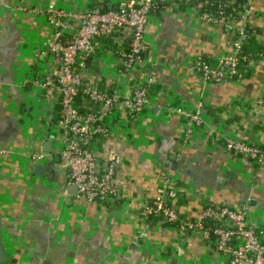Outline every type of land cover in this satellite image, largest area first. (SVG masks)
<instances>
[{"label": "crops", "instance_id": "crops-1", "mask_svg": "<svg viewBox=\"0 0 264 264\" xmlns=\"http://www.w3.org/2000/svg\"><path fill=\"white\" fill-rule=\"evenodd\" d=\"M88 2L0 0V210L8 259L19 253V264H226L224 259L214 261L213 251L199 235H179L166 225H153L141 235L135 223L140 200L160 191L161 170L216 204L243 206L250 201L254 216L264 223V165L224 150L230 137L251 144L264 142V109L249 110L264 97V60L255 62L249 80L205 83L191 66L203 59L217 64L229 54V33L195 26L182 12L151 18L146 42L154 62L133 75L155 79L158 92L142 120L107 145L109 152L123 159L119 169L123 198L112 207L89 204L70 194L69 173L54 152L48 163L27 158L33 151L43 152L46 137L52 136L45 127L55 118L54 108L41 100L34 86L41 79L38 69L47 66L45 58L39 67L35 64L38 48L50 36L42 12L49 3L79 11ZM256 8L252 22L261 31L256 36L258 44L264 46V26L260 25L264 5ZM114 51L106 43L88 61L104 80L102 89L115 81L119 69ZM124 93L129 95V88ZM202 101L206 109L211 108V113L205 111L206 121L219 132L215 141H209L204 127L187 138L179 115L164 112L169 105L192 111ZM212 109L222 111L212 114ZM35 121L42 125V136ZM39 164L43 170L37 174ZM177 206L191 220L201 211L195 200H183ZM136 236L139 242H134Z\"/></svg>", "mask_w": 264, "mask_h": 264}, {"label": "built area", "instance_id": "built-area-1", "mask_svg": "<svg viewBox=\"0 0 264 264\" xmlns=\"http://www.w3.org/2000/svg\"><path fill=\"white\" fill-rule=\"evenodd\" d=\"M258 4L264 5V0H214L213 4L208 0H141L139 4L89 0L88 6L79 11L55 3L47 5L42 13L47 17L50 36L38 48L35 60L39 67L45 58L47 66L38 69L41 79L34 86L41 100L55 110V118L45 127V133L53 136V155L67 169L69 186L77 189V199L112 207L123 198L119 174L123 159L117 152H109L107 145L116 135L124 136L129 127L142 120L158 92L155 79L133 75L154 62L149 58L146 42L152 14L182 12L189 15L195 26L229 33L232 51L220 57L217 66L211 67L203 61L191 66L193 73L212 84L238 75L241 64L250 60L244 56V47L250 36H257L255 32L250 35L248 30L249 26L255 27L252 19ZM207 5L216 6L217 10L206 9ZM109 41L116 45L119 69L110 87L102 89L100 84L104 80L88 61L96 58ZM248 64L254 67L255 62L250 60ZM128 88L130 94L126 95L124 91ZM206 105L205 101L199 102L192 111L169 105L164 112L169 116L179 115L186 125L187 138L204 127L210 135L209 141H215L219 132L204 117ZM262 109L264 97L249 108ZM34 126L42 136L41 123L35 121ZM224 148L250 163L264 165V142L251 144L230 137ZM53 155L33 151L27 158L34 163H48ZM161 171L159 193L140 200L135 228L141 235L147 234L153 225H170L179 235H199L213 251L217 263L224 259L226 264H264V223L254 216L250 201L243 206L216 204L204 196H196L195 188L180 184L168 170ZM180 200H195L201 206L199 215L192 220L183 216L177 206ZM134 242H139L138 236Z\"/></svg>", "mask_w": 264, "mask_h": 264}, {"label": "trees", "instance_id": "trees-1", "mask_svg": "<svg viewBox=\"0 0 264 264\" xmlns=\"http://www.w3.org/2000/svg\"><path fill=\"white\" fill-rule=\"evenodd\" d=\"M208 1H209L210 4H213L214 0H208ZM247 1L248 0H239V2H247ZM206 9H213L214 11H216L217 7L215 6V8H214V6L210 7V5H207ZM159 15H160V12L153 13L151 18L157 17ZM261 21L262 22L260 23V25L264 26V20L262 18H261ZM249 28L247 27V29H249L248 32H249L250 35L253 34L252 32H255L257 34L261 33V31L259 29L257 30L256 28H253V27L251 28L250 26H249ZM107 43H111L112 48L115 50V45L112 42L109 41ZM244 56L250 58V60L252 62H257V61L264 60V46L258 44V40L256 39L255 35L250 36V39L248 40V44L245 45V47H244ZM250 60H248L247 62H243L241 64V67L239 68L238 75H235L233 78L229 79L228 81L221 82V83H227V82H240L241 83L244 80H249L252 77V75H253V67H251L250 64H248V62ZM89 61H90V59H89ZM202 61L206 65H209L211 67H215V66L218 65V63L216 64V63L212 62L209 59H203ZM212 84H215V83L212 82ZM205 111H207V112L209 111V113H211V108L210 109H205ZM212 111H214V113H212V114H217L215 112H221L222 109H216V110L212 109ZM234 121H235V119L234 120L232 119V122H234ZM182 201L183 200H180L179 203H182ZM166 226L174 229V226H170V225H166ZM18 254L19 253H15L12 257L10 256V258L4 264H19V258H16V255H18Z\"/></svg>", "mask_w": 264, "mask_h": 264}, {"label": "water", "instance_id": "water-1", "mask_svg": "<svg viewBox=\"0 0 264 264\" xmlns=\"http://www.w3.org/2000/svg\"><path fill=\"white\" fill-rule=\"evenodd\" d=\"M141 67H144V65H140ZM51 139L53 138V136L50 137ZM46 137L45 139V143H44V148H43V152L45 155H48V154H51L53 152H55L53 149H52V140ZM174 158V156L172 157ZM55 159L57 161H59V157L58 156H55ZM36 173L39 174L40 172H42L43 170V165L39 164L37 167H36ZM70 194L72 196H76L77 195V189L75 187H70V190H69ZM3 220H2V214H1V210H0V264L2 263H5L7 261V252H6V249L4 247V243H3Z\"/></svg>", "mask_w": 264, "mask_h": 264}, {"label": "rangeland", "instance_id": "rangeland-1", "mask_svg": "<svg viewBox=\"0 0 264 264\" xmlns=\"http://www.w3.org/2000/svg\"><path fill=\"white\" fill-rule=\"evenodd\" d=\"M228 55V54H227ZM251 66V65H250Z\"/></svg>", "mask_w": 264, "mask_h": 264}]
</instances>
